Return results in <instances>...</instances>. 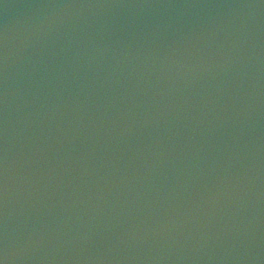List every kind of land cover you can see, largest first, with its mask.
Wrapping results in <instances>:
<instances>
[{"label":"water","instance_id":"1","mask_svg":"<svg viewBox=\"0 0 264 264\" xmlns=\"http://www.w3.org/2000/svg\"><path fill=\"white\" fill-rule=\"evenodd\" d=\"M0 264H264V0H0Z\"/></svg>","mask_w":264,"mask_h":264}]
</instances>
